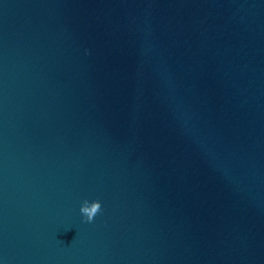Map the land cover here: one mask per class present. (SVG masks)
Listing matches in <instances>:
<instances>
[{
  "label": "water",
  "instance_id": "water-1",
  "mask_svg": "<svg viewBox=\"0 0 264 264\" xmlns=\"http://www.w3.org/2000/svg\"><path fill=\"white\" fill-rule=\"evenodd\" d=\"M0 264H264V0H0Z\"/></svg>",
  "mask_w": 264,
  "mask_h": 264
},
{
  "label": "clouds",
  "instance_id": "clouds-1",
  "mask_svg": "<svg viewBox=\"0 0 264 264\" xmlns=\"http://www.w3.org/2000/svg\"><path fill=\"white\" fill-rule=\"evenodd\" d=\"M103 208V201L99 198L84 200L81 203L82 219L86 222H93Z\"/></svg>",
  "mask_w": 264,
  "mask_h": 264
}]
</instances>
